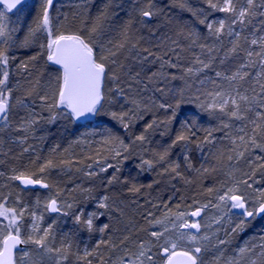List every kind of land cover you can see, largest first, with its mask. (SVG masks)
Instances as JSON below:
<instances>
[{"label": "snow or ice", "instance_id": "1", "mask_svg": "<svg viewBox=\"0 0 264 264\" xmlns=\"http://www.w3.org/2000/svg\"><path fill=\"white\" fill-rule=\"evenodd\" d=\"M204 2L208 8L226 14V19L206 23L207 17L205 16L203 19H199V23L205 25L208 33L214 36L217 41H220L222 36L233 37L229 41L231 47L224 53V58L221 59L220 63L224 64L228 58L241 54H243L245 60L230 74L225 69L224 71L215 72L217 79L205 76L204 79L199 80L202 88L207 84L213 86L211 91L206 92V96L210 100H201L200 95H195L188 102L195 103L198 108L210 114L219 112L226 116L229 122L222 121L220 128L216 129H199L195 119L191 121L186 119L181 124V130L176 133L171 144L163 148L162 151L154 152L155 159H145L143 164L150 169L155 167L157 163L166 164L167 166L163 169L164 172H171L180 176L181 173L177 171L180 165L168 161L171 149L182 143L186 150L192 144H195L197 149L202 150L205 145L214 144L213 132L227 129L225 137L230 141L231 147L228 150L229 154L226 156L223 150H217V154L214 156L217 164L228 168L225 175L230 180L234 178L233 168L241 160H245L251 171L244 172L241 178L234 179L231 186L224 187L223 190L208 188L206 190L209 194L208 202L200 204L194 199L193 204L188 205L189 210L181 211V205L179 204L175 206V209H170L165 204L164 207L167 211L164 212L163 216L148 221L151 229L160 230L149 231L144 229V231H148V235L153 240L147 244L139 243L136 252L130 254L126 252V259L121 257L112 260L111 264H145L146 261L147 264H157L153 255L148 254L155 246L160 249L161 259L159 264H206L200 254L211 250V248H216L218 252L211 260L207 261V264H264V242L259 245H253L249 242L243 247H239L235 256L225 257L224 251L219 250V245L229 243L228 239H218L211 244L210 248L209 243L206 242H210L212 236H216L217 233L213 232L212 236L207 233L198 235L202 231V223L198 218L202 216L209 205L220 213L219 216L213 218L216 224H220L225 217H228V223L231 225L230 233L244 231L245 225L250 222L248 218L264 217V189H254L256 194L251 195L242 190L241 187L253 188L249 180L254 179L258 169H264V155L257 154L255 156V161H259L258 164H255L251 158L246 159V154L251 157L256 150H259V153H264V35L257 37L253 34L251 38L243 35V28L251 23L253 18L257 15L264 16V11H257L258 9H264V0H204ZM24 3L25 0H0V5H3V10H0V124H3L0 132L12 127L9 114L11 108L14 107L10 103L13 89L8 87L9 61L14 57H10L8 53L11 47V34L15 29L9 27L10 18L7 13L12 12L17 9V6ZM134 3L138 6V15L142 18L151 19L161 11L157 9L154 0H134ZM173 4L181 9L188 10L194 16L197 15V11L191 8L187 0H173ZM54 5L55 0H40V8L33 21V26L29 28L21 47L32 44L38 33L46 35V43H40L41 51L33 55L29 61L21 62L20 68L28 70L29 67L35 66L32 62L38 60L40 56H46V60L53 65H58L61 71L54 81H49L47 84L42 85L37 78L32 82V87L26 91L25 95L16 99L15 105L22 107L28 113V116L21 118V123L14 129L15 131L34 134L35 125L41 121L52 123L60 115H70L74 121H78L99 114L104 108L106 99L108 102L112 100L111 97L106 95L105 83L108 80L113 81V83L119 81L118 70L123 68V65L118 64L116 57L125 49L128 50L129 55L133 56V59L142 65L147 62L148 70L145 71V68L142 67L141 71H145L149 83L155 77L164 79L170 77L173 80H184L185 86L189 89L192 87L189 80L205 73L206 70H211L216 60L213 53L217 52L218 49L204 44L198 46L202 52L208 53L207 60L201 59L197 55L191 62L193 66L187 67H182L179 63L181 60L180 54L185 49L176 40H172V44L159 53L153 51L150 47H140L139 40H133L131 36L133 23L131 19L124 24L120 31L121 40L115 44L109 41L108 43L112 44L109 47L100 40V36L104 31V21L108 18L107 10L102 11L91 26L82 27L76 31H67L62 30L61 21L53 15ZM237 24L241 26V31H234ZM261 25L264 26V21H261ZM185 29H187V35L191 41L188 47L191 48L197 45L199 34L194 29L185 25L178 34L184 35ZM260 30L257 29V31ZM245 45L258 46L259 51H253L246 48ZM157 47H161V45L158 44ZM133 50H135L134 55ZM253 57L258 58L259 71L255 73L254 81L250 83L258 85L259 91L253 86L251 88L252 94L249 95L248 89L241 91V88H243L242 82L248 80L253 74L242 71V69L256 65L257 62L253 60ZM157 62H159L158 71H151L150 66ZM165 67L181 69L182 75L177 77L175 74L165 73L163 71ZM140 75V72H136L134 76H130V79L136 84H140L142 83L138 79ZM219 81H227V86L219 83ZM113 91L116 95L123 96L127 103L133 105L128 111L119 113L113 111L110 113L113 120L119 122L124 129H128L130 123L135 119L143 118V112L147 110V106L142 105L140 100L129 99L124 89L118 84H116ZM143 91H147V85H144ZM156 91L166 95L163 88H156ZM179 95L180 99H177L175 104H158V107L166 112L171 109V115L165 121L158 123L153 120L148 123L144 133L137 135L133 143L135 141L144 143L147 139L146 133L154 126L158 127L159 124L167 126L171 123L177 115V109L185 102L183 90L180 91ZM28 98L32 99V104L39 100L42 111L35 112L29 104H26L25 100ZM150 99L152 105L156 106V100L154 98ZM42 112L48 113L47 118L42 115ZM231 121L240 122L239 127L231 124ZM201 130L205 132L203 138L197 137V131ZM23 142L21 140V143ZM101 144L104 145V152L110 154L112 159L122 157L130 147L111 131H107V134L101 140ZM24 151H28V149L25 148ZM53 152H55V149H53ZM98 155L100 154L98 153ZM88 158L94 159L91 156ZM123 158L127 159L126 156ZM100 159L106 160L108 156L100 155ZM225 159L227 163H225ZM185 160L188 161L187 156H185ZM96 162L100 165V172H106L108 168L115 167L111 163L104 165L100 164L99 160ZM61 163L70 166L72 161L63 160ZM56 166L58 165L55 163L54 158H50L38 166L36 170L25 169L17 172L16 169H13V175L8 179L19 181L25 187L39 185L41 188H49L51 185L45 182V178L39 174H43ZM86 167L91 169L93 165L88 164ZM188 167L191 168L190 162H188ZM116 170L119 171V168ZM216 170L214 166L212 171ZM208 171L209 169H204V172ZM0 175H3V173H0ZM85 175L94 176L96 173L86 171ZM262 176H264V173H262ZM243 177H247V179ZM112 179L115 180L116 177L113 176ZM255 182L258 183L259 181ZM139 190L135 185L130 189V191L135 192H139ZM59 197V191L50 196L44 202V210L50 213L68 215L69 213L65 209H72L73 204L61 203ZM108 200L109 197L104 196L98 202L97 207L108 209ZM17 203L19 204V201ZM39 203L40 201L37 200V205ZM197 204L199 206H194ZM233 210H238L236 213L238 222L236 223H232ZM26 214L30 217V225L27 227L23 224ZM102 215L104 213L93 211L85 214L81 211L75 214V222L82 225L88 232H92L96 230L94 221ZM148 215L152 216L153 214L149 213ZM43 220V214L38 215L35 211H29L26 205L14 207L9 206L6 202L0 203V264H44L45 258L52 260L53 264H63L68 259L71 245L61 240L60 246L56 247V237L52 224L43 226ZM2 221H6V223ZM108 228L109 225L104 224L99 228V231L104 233ZM230 233L226 231V235ZM161 238H163V243H160ZM127 240L128 237H125L121 243ZM261 240L264 241V237H261ZM21 245H33L35 247L31 250L26 247L20 249ZM101 246L105 249L111 247L112 250L117 247V245H112L110 241L102 239L96 245V249L86 250L83 257L77 256V261H83V264H93V260L89 257H98L99 264H106V261L102 258L103 253L99 252ZM256 247L261 249L258 255L255 253ZM18 249H20L19 252ZM254 255L257 258H253Z\"/></svg>", "mask_w": 264, "mask_h": 264}, {"label": "trees", "instance_id": "2", "mask_svg": "<svg viewBox=\"0 0 264 264\" xmlns=\"http://www.w3.org/2000/svg\"><path fill=\"white\" fill-rule=\"evenodd\" d=\"M129 0H55L53 15L58 17L62 24V30L76 31L82 27H89L95 21L96 17L102 12L107 10L108 18L104 21V31L100 36V40L108 45L115 44L121 40L120 31L122 30L125 23L130 19L132 20L131 36L133 40H139L140 47H150L153 51L159 53L164 48L172 44V40H176L185 49L181 52V60L179 63L182 67L193 66L192 61L195 56H200L201 59L207 60L208 53L202 52L199 44H204L208 47L217 48L218 51L214 52L216 60L213 63L211 70H206L205 73H201L198 77H194L189 80L192 87L189 89L185 86L184 80L182 79H164L161 77L153 78V81L149 83L147 81L145 71L148 70L147 62L144 65L133 59L132 55H129L128 50L125 49L121 52L116 60L118 64H122L123 68L118 70L120 76L119 81L113 83L108 80L105 83V92L107 97H111V102H104V108L101 112L93 116L92 121L84 123L75 122L70 115H60L54 122L46 123L41 121L35 125L34 134L38 137V133L46 135L47 140H39L30 142L32 135L27 133L15 131L14 129L21 123L22 117H27L28 113L20 106L15 105V101L19 97H23L27 90L32 87V82L37 78L41 84H47L49 81H54L55 77L59 75L60 69L55 67L49 61L46 60V56H40L38 60L32 62L35 66L29 67L28 70L20 68L21 62L29 61L33 55H36L41 51L39 44L46 43V35L38 33L33 43L27 47H21V43L24 41L25 36L28 34L29 28L33 26V21L40 8V0H29L25 4L21 5L14 11L7 13L9 19V27L15 29L12 32V39L10 41L11 47L9 50V56L14 57L9 61V83L8 87L13 89L10 103L14 107L18 108V115L15 117L13 109L9 115L11 122V128L7 129V133L0 135V171L3 170L6 176L13 175V169L17 172L25 169L36 170L38 166L42 165L47 159L54 158L55 163L58 165L46 171L44 174H39L45 178V182L51 186L48 188L53 195L57 191L60 192V199L64 197L61 193L64 192L56 182L57 178H51L50 173L58 171L64 177L62 180L66 182L72 179V175L68 174L67 171L74 170V174L78 171L80 166L92 164L99 168V164L96 162L100 161V164L111 163L115 167L108 168L106 171V177H109L105 183L101 182L100 185L97 183L96 194L92 197H104L108 196L107 201L109 208L94 210L93 204H98L99 199L85 200L82 197L84 206L83 212L85 214L96 211L98 213H104L99 219L95 220L96 230L91 233L85 229V234L81 237L80 243H88L93 246L99 243L100 240L110 241L112 245H117L115 250L112 248L105 249L103 246L99 249V252L103 253V259L106 264L111 263L112 259H119L125 257L126 252L128 254L137 251V245L139 243H148L151 240V236L148 235V229L151 228L148 221L151 219L160 218L164 212L167 211L164 205L167 204L168 208L175 209L177 204L181 205V211L189 210L188 205L193 204L195 199L200 204L207 203L209 200V194L207 193L208 188L223 190L224 187L231 186L234 179H239L243 176L244 172H250L251 169L245 163V160H241L238 165L233 168L234 178L230 180L225 173L228 168L218 165L214 158L217 154V150L221 149L225 152V156L229 154L231 147L230 141L225 137V131H215L212 134L214 138V144L205 145L203 149H197L195 144L189 145L187 150L181 143L171 149L168 161L179 164L180 167L177 169L181 173L180 176L175 175L171 172H164L163 169L167 166L166 164L157 163L155 167L148 168L147 165L143 164L145 159H155L153 156L154 152L162 151L163 148L168 147L172 140L175 139L176 133L181 130V124L187 119L191 121L196 120L197 128L208 129V128H220L221 122H229L226 116H223L219 112L210 114L207 111H203L196 106L195 103H189L195 95H200L201 100L209 99L206 96L207 91H211L213 86L207 84L203 88L199 84L200 79H204L205 76L211 79H217L215 76L216 71L228 70V74L231 71H235L240 63L244 62L245 57L243 54L233 56L225 60L224 64L220 61L224 58V53L229 47H231L229 41L233 37L222 36L220 41H217L214 36L208 33L205 25L199 23V19L207 17L206 23L212 22L220 17L219 12L208 8L204 0H187V3L192 9L197 11V15H192L186 9H181L173 4V0H154L157 9H160L158 15L151 19L142 18L138 15V6L133 2L130 5L127 4ZM131 1V0H130ZM134 3V4H133ZM3 10V7H0ZM202 10V11H200ZM257 11H264V9H258ZM67 17V19H65ZM143 21V22H141ZM261 21H264V16L257 15L252 19L251 23L247 24L243 28V35H247L250 38L254 34L255 36L264 35V26L261 25ZM194 29L198 34L197 45L189 48L190 39L187 35V29L184 30V35L178 33L184 26ZM257 29H261L257 31ZM235 31H241V26L237 24ZM111 41L112 44L108 42ZM222 42V43H221ZM161 47H157V45ZM246 48L251 50L258 49V46L245 45ZM135 50H133V55ZM143 55V53H141ZM258 58L253 57V60ZM144 67L145 71H141ZM151 71H158L159 62L154 63L150 66ZM165 73L175 74L177 77L182 75L181 69H171L165 67L163 69ZM242 71L251 72L253 75L248 80L242 82L243 88L248 89V94L251 95V88L256 87L259 91L258 85L250 83L254 81L255 73L259 71L256 66L244 68ZM136 72H140L141 75L138 77L142 81L140 84H136L130 79V76H134ZM219 83L227 86V81H219ZM118 84L124 89L129 99H137L141 101L142 105L147 106V110L143 112V118H137L130 123L128 129L117 121L111 118L110 113L128 111L133 105L127 103L123 96L116 95L113 89ZM131 85V87H129ZM144 85H147V91H143ZM156 88H163L166 95L156 91ZM200 89L199 91H197ZM183 90L185 102L181 104L180 108L177 109V115L172 119L171 123L165 126V124H159L158 127L149 129L146 133V141L141 143L135 140L137 135L144 133V129L148 123L156 120L165 121L171 115V109L167 112L164 109L158 107L159 103H172L175 104L177 99H180V91ZM154 98L157 102L156 106H153L151 99ZM26 104H29L35 112H41L40 101L36 100L35 104H32V99L28 98L25 100ZM13 108V107H12ZM42 115L47 118L48 113L42 112ZM17 119L19 122H17ZM231 124L239 127L240 122L231 121ZM3 124H0V128ZM167 127V130H166ZM111 131L114 135L119 136L124 140L125 144L130 145L128 151L123 154L122 157L112 159L110 154L104 152V145L101 141L93 146H88L86 149L79 147L77 141L82 136L90 132ZM235 135V133H233ZM205 135L204 131H197V137L203 138ZM45 137V139H46ZM26 139L27 144L30 148V152L27 155H23L26 158L18 157L20 153L19 147H17L15 140ZM55 149V152H53ZM67 150V151H66ZM22 152V150H21ZM107 155L108 159H100V155ZM259 153V150L252 153L251 157L246 154V159L251 158L255 164L259 161H255V156ZM91 156L94 159H89ZM127 157L124 159L123 157ZM185 156L188 157V161L185 160ZM39 160V161H37ZM63 160H71L72 164L65 165L61 163ZM25 161V162H24ZM39 162V163H36ZM188 162L191 163V168L188 167ZM27 167H21L24 165ZM36 163V165H35ZM225 163H227L225 159ZM235 164V162H233ZM35 166V167H34ZM216 167V171H212L213 167ZM22 168V169H21ZM119 168V171L116 169ZM209 169L208 172H204V169ZM264 169H258L254 179L249 180V183L258 186L261 189L264 188ZM73 174V175H74ZM49 176V177H48ZM116 179L113 180L112 177ZM247 179V177H243ZM111 181V183H109ZM255 181H259L258 183ZM15 188H19L18 182H13ZM3 184V182L1 183ZM96 184V183H95ZM135 185L140 190L139 192L130 191ZM151 185V187H149ZM101 186V187H100ZM242 190H245L248 194L255 195L253 188L248 189L246 186H241ZM40 189H24V193H36ZM64 194V193H63ZM7 203V197L1 198L0 203ZM81 202V201H80ZM215 202V201H214ZM199 206V204L194 205ZM211 207V205H209ZM75 210V209H74ZM77 210V209H76ZM78 211V210H77ZM152 213V216L148 214ZM77 214V212L75 213ZM74 214V215H75ZM249 223L245 225L244 231L237 233H230L231 225L228 220L223 225L217 226H203V232L200 234L208 233L212 236L213 232H216V236H212V240L209 243H215L218 239H228L229 243L219 245V250L224 251L225 257H233L236 255L239 247H243L245 244L251 242L253 245H259L264 242L261 237H264V217L248 218ZM70 220V219H69ZM237 215L233 212L232 223H236ZM203 223V222H202ZM104 224H108L109 228L104 233L99 231V228ZM81 231V230H80ZM226 231L229 235H226ZM125 237L128 240L124 243L121 241ZM90 238V240H89ZM90 246V248H91ZM72 249V248H71ZM86 251V250H85ZM261 251L259 247L255 248V253ZM218 250L211 248V250L201 253V257L207 261L211 260L216 255ZM253 258H257L256 255ZM93 260V264H99L98 257H89ZM161 255L158 256L160 261ZM76 264H83L82 262H76ZM159 264V262L157 263Z\"/></svg>", "mask_w": 264, "mask_h": 264}, {"label": "rangeland", "instance_id": "3", "mask_svg": "<svg viewBox=\"0 0 264 264\" xmlns=\"http://www.w3.org/2000/svg\"><path fill=\"white\" fill-rule=\"evenodd\" d=\"M132 2H133L132 0L131 1L129 0L127 2V4L130 5V3H132ZM219 14H220V17L218 19H215L214 21H219L220 19H226V14L221 13V12H219ZM234 31H235V28H234ZM253 51H259V48L258 49L256 48ZM255 61L257 62L255 66L257 69H259L258 59H256ZM12 109H13V114L16 117L19 113L18 108H16V107L11 108L10 113H11ZM17 122H19L18 119H17ZM4 133H7V129H5V131H3V132H0V135H4ZM106 134L107 133H105L104 131L90 132V133H87L84 136H82L80 138V140L77 141V143L79 144V147H81L82 149H86V147L93 146L94 144H97L98 141L100 142ZM27 135L29 136V135H33V134H27ZM23 141L24 142L21 143V139L15 140L16 145H17V147H19V150H20V153H18V157H21V158H25L23 155H27V153H29L31 151L30 148L27 147L28 144H27L26 139H23ZM29 143H30V141H29ZM25 148H27L28 151H24ZM21 150H22V152H21ZM25 161H26V158H25ZM37 161H39V160H37ZM37 161H36V163H39ZM36 163H35V165H36ZM21 167H27V165L24 163V165ZM86 171H94L96 173V175H94V176L85 175ZM0 173H3V175H0V199L7 197V200L9 202V206L21 207V206L26 205L27 208L29 209V211H35L38 215L43 214V217H44L43 226H47L49 224H52L53 232H54L55 237H56L55 246L59 247L61 240H64V242L66 244L71 245L72 249H70V254L68 256V259L66 261H64L63 264H76L77 256L83 257L85 250L92 251V250L96 249V245L98 243L94 244L93 246H91L89 244V242L83 243V244L80 243L81 237L86 232H85V229L83 228L82 225H79L75 222V215L74 214L76 212L79 213V212L84 210L83 208H80V206H84L83 203L86 202L84 200L82 201V199H81L82 197H84L85 200H87L88 197H90V196L92 199H99V201L102 199V197H96V196L92 197L93 194L95 193V191H97V189L99 190V187L97 188V185L95 184V181H96L95 179L98 176H106L107 172H100L99 168L95 167L94 165L91 169H88L86 167V165H83V166H80L79 170L75 174H74V170L67 171L68 174L72 175V179H70L66 182H63V183H62L61 178L63 179L64 177H62V175L60 173H58V171H55L54 173L53 172L50 173L51 178H57L56 182H54V183H57V185L64 190V192H63L64 194L61 193V195L64 196V197H61V203L68 202V203L73 204L72 209H65V211H67L69 213L68 215H62L61 213H50V212H47L44 210V202L50 196H53V193L48 188H38V189H40L39 192H36V193H30L29 192V194H26V193H24V188L20 185L19 181H17L19 188H15L13 185L14 184L13 182H15V181L8 179V177H10L11 175L6 176L5 172H3V170H1ZM12 173H13V171H12ZM2 182H3V184H1ZM252 185L254 187L252 190L253 193H255L254 189H261L258 186H254V184H252ZM262 189H264V188H262ZM85 190H87V191H85ZM37 200L40 201L39 205H37ZM17 201H19V204L17 203ZM97 205L98 204H93L94 210L98 209ZM233 212L237 213L238 210H233ZM219 215H220V213L215 208H213L212 206L211 207L209 206L207 209H205L202 216L198 219H200L201 223L203 222L202 223L203 226L204 225L207 227L217 226V225L220 226V225H223L228 220V217H225L224 220L221 221L220 224H216L214 222L213 218L217 217ZM189 219H191V218H189ZM2 222L6 223V221H2ZM23 224L25 225V227L30 225V217L27 214L25 215V218L23 220ZM94 224H95V222H94ZM203 226H202L201 233L203 232ZM152 230H160V229H151V231ZM87 233H88V231H87ZM200 234H198V235H200ZM166 235H168V234H166ZM89 240H90V238H89ZM152 240H153V238L151 237L150 241H152ZM160 243H163V238H161ZM145 244H147V243H145ZM90 246H91V248H90ZM25 247L28 250H31L35 246H33V245L23 246L22 249H24ZM148 254L153 255L154 260L157 263L159 262L158 256L160 255V249L158 246L152 247V251ZM80 262H82V261H80ZM44 264H53V261L49 260L48 258H45ZM109 264H111V263L109 262ZM145 264H147V261L145 262Z\"/></svg>", "mask_w": 264, "mask_h": 264}, {"label": "bare ground", "instance_id": "4", "mask_svg": "<svg viewBox=\"0 0 264 264\" xmlns=\"http://www.w3.org/2000/svg\"><path fill=\"white\" fill-rule=\"evenodd\" d=\"M93 120V116L91 117V120H89V121H92ZM45 137H46V135H44L43 134V132H42V134H40V133H38V137L37 136H35V135H32V137H31V139L32 140H30V142H33V141H37V143L39 142V140H47V138L48 137H46V139H45ZM108 179H109V177H106V176H98L95 180V183H96V185H98L97 183H99V185H100V183L101 182H103V183H105V180H107L108 181ZM21 185V184H20ZM101 187V186H100ZM94 194H96V192L94 193ZM91 199V196L90 197H88V199L87 200H90Z\"/></svg>", "mask_w": 264, "mask_h": 264}, {"label": "water", "instance_id": "5", "mask_svg": "<svg viewBox=\"0 0 264 264\" xmlns=\"http://www.w3.org/2000/svg\"><path fill=\"white\" fill-rule=\"evenodd\" d=\"M28 1H29V0H25V3L28 2ZM25 3H24V4H25ZM22 5H23V4H22ZM20 6H21V5L17 6V8L20 7ZM0 7H3V5H0ZM14 10H15V9H14ZM14 10H13V11H14ZM50 63H51V62H50ZM51 64H52V63H51ZM54 66H56L57 68H59L58 65H54ZM59 69H60V68H59ZM91 117H92V116H89V117H87L86 119H85V118H82L81 120H78V121H75V122H77V123H84V122H87V121L91 120ZM21 186H22L24 189H38V188H41L39 185H34V186H33V185H29V186L25 187L24 185L21 184ZM22 248H23V245L20 246V249H22ZM20 249H18L17 251L19 252Z\"/></svg>", "mask_w": 264, "mask_h": 264}]
</instances>
